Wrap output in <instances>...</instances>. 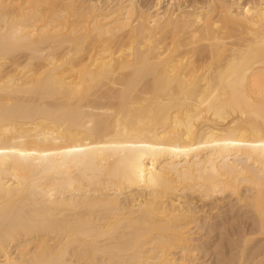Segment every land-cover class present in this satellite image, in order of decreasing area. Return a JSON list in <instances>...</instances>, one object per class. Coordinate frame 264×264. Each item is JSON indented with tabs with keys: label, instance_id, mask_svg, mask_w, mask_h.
<instances>
[{
	"label": "bare ground",
	"instance_id": "bare-ground-1",
	"mask_svg": "<svg viewBox=\"0 0 264 264\" xmlns=\"http://www.w3.org/2000/svg\"><path fill=\"white\" fill-rule=\"evenodd\" d=\"M161 2L0 0V264H264V0Z\"/></svg>",
	"mask_w": 264,
	"mask_h": 264
},
{
	"label": "rangeland",
	"instance_id": "rangeland-1",
	"mask_svg": "<svg viewBox=\"0 0 264 264\" xmlns=\"http://www.w3.org/2000/svg\"><path fill=\"white\" fill-rule=\"evenodd\" d=\"M138 3H140L141 5H145L146 7H151V9L150 10H154V8L157 6L158 7V5H156V6H154L153 7V3L155 2V0H136ZM153 1V2H152ZM161 1H163V2H161V4L163 3V4H165L164 3V1L166 2V1H168V0H161ZM185 1V2H184ZM191 1H193V3H191ZM194 1H196V2H198V1H202V0H180L179 2L176 0V2H178V4L177 3H175V4H177V5H181L180 7L182 8V9H187V8H189L191 5L193 6V5H196V2H194ZM243 1V0H242ZM182 2H183V4H182ZM149 4V5H148ZM189 4V5H188ZM191 4V5H190ZM183 5H184V7H183ZM224 204H226V205H224ZM224 204H221V207H220V209H222L225 213H223L222 212V210H220V211H218V209H214V210H212V212H210V214L213 216V218L215 219H213L212 218V220H210L208 223H206V225L205 226H203L204 227V229L202 228V230H201V232H199V234H197L196 236H198V237H200V236H204V234L206 233V235L209 237H206V235L202 238L203 240L205 239V241H209L206 245H204L203 247L204 248H202L201 250H199V252L197 253L199 256H197V260H196V262L195 263H191V264H215V263H218L220 260H221V256H218L220 253H223V252H220V251H223V250H221L220 249V251L219 250H216V249H218V248H215L216 246H217V244L218 243H221V241H222V243L224 242V243H226V241H225V239H229V234L231 235V230H234L235 232H237L236 230H238V232H240V231H242L244 228H245V226L247 227L248 225H249V221H247L245 218H243L242 216H240L241 215V212H238L239 213V215H238V213H237V211H235V210H233V211H235L237 214H235L234 212L232 213V211H230V209L229 210H227L228 208H229V205H228V203L227 202H224ZM227 205H228V207H227ZM225 206V207H224ZM223 207V208H222ZM227 207V208H226ZM217 210V212H215ZM226 210H227V212H226ZM218 212H219V214H218ZM215 213H217L218 215H215ZM221 213V214H220ZM228 213H232V214H228ZM209 214V215H210ZM214 215L215 216H219L218 218L217 217H214ZM236 215H238V216H236ZM223 216H224V219H222L223 218ZM221 217V218H220ZM229 217V218H228ZM232 217V218H231ZM236 217V218H235ZM241 217V218H240ZM224 220L223 222H221V220ZM227 218V219H226ZM235 220H234V219ZM244 219V220H243ZM229 220V221H228ZM233 220V221H232ZM240 220V221H239ZM212 221V222H211ZM243 221V222H242ZM245 221V222H244ZM215 223V225H216V227H215V225H214V223ZM233 222V223H232ZM238 223V224H237ZM240 223V224H239ZM242 223V224H241ZM244 223V224H243ZM247 225H246V224ZM213 224V225H212ZM210 225H211V228H209L210 227ZM217 225H219V226H217ZM236 225V226H235ZM222 226V227H221ZM226 228H225V227ZM241 226V227H240ZM242 226H244V227H242ZM212 227H214L215 229L213 230V228ZM234 228V229H231V228ZM238 227V228H237ZM208 228V229H207ZM219 228V229H218ZM243 228V229H242ZM206 229V230H205ZM211 229V230H210ZM241 229V230H240ZM220 230V231H219ZM229 231L228 232V234H227V232L226 231ZM211 231V232H210ZM216 234V236H215V234L213 233V232ZM233 231V232H234ZM209 232V233H208ZM218 233V234H217ZM219 234H221V235H219ZM223 234H225V236L223 235ZM239 234V233H238ZM222 236V237H221ZM221 237V238H220ZM207 238V239H206ZM215 238H217V239H215ZM223 238V239H222ZM213 240V241H212ZM218 240H220V241H218ZM217 241V242H216ZM216 242V243H215ZM223 243V244H224ZM214 245H216L215 247H214ZM228 246V245H227ZM230 247V246H229ZM212 248V249H211ZM204 249H206V250H204ZM211 249V251H208V250H210ZM217 251V253H219V254H217L216 253V251ZM228 249L230 250V248H225V250L224 251H228ZM231 249H232V247H231ZM213 250L215 251L214 253H213ZM198 251V250H197ZM204 251V252H203ZM232 250H230V251H228L229 253H227V255H232L233 253L231 252ZM231 252V253H230ZM216 253V254H215ZM212 254V255H211ZM214 254V255H213ZM218 256V257H217ZM200 257V258H199ZM202 260V261H200V260ZM219 260V261H218ZM223 258H222V264H223ZM218 261V262H217ZM225 261V260H224ZM204 262V263H203ZM215 262V263H214ZM218 264H221V263H218Z\"/></svg>",
	"mask_w": 264,
	"mask_h": 264
}]
</instances>
